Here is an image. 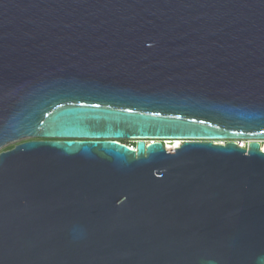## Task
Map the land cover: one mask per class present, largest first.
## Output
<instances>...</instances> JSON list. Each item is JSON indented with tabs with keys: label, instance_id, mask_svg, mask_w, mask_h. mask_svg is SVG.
Masks as SVG:
<instances>
[{
	"label": "water",
	"instance_id": "obj_1",
	"mask_svg": "<svg viewBox=\"0 0 264 264\" xmlns=\"http://www.w3.org/2000/svg\"><path fill=\"white\" fill-rule=\"evenodd\" d=\"M24 138L0 264H262L264 0H0V149Z\"/></svg>",
	"mask_w": 264,
	"mask_h": 264
},
{
	"label": "rangeland",
	"instance_id": "obj_2",
	"mask_svg": "<svg viewBox=\"0 0 264 264\" xmlns=\"http://www.w3.org/2000/svg\"><path fill=\"white\" fill-rule=\"evenodd\" d=\"M30 140L29 138H24V139H21V140H18V141H15V142H11L5 146H3L1 149H0V153L3 152V151H7V150H10L12 148H14L16 145L22 143V142H25V141H28ZM170 141H174V140H170ZM183 141V140H182ZM120 142H125V143H128V144H136V140H132V139H123V140H120ZM218 142V141H217ZM224 142V141H223ZM264 143V141H263ZM168 144V142L166 143ZM136 146V145H135Z\"/></svg>",
	"mask_w": 264,
	"mask_h": 264
},
{
	"label": "bare ground",
	"instance_id": "obj_3",
	"mask_svg": "<svg viewBox=\"0 0 264 264\" xmlns=\"http://www.w3.org/2000/svg\"><path fill=\"white\" fill-rule=\"evenodd\" d=\"M168 142V144H166ZM217 142V141H216ZM242 145H246V141H242ZM163 143L165 144V146L167 147V149L173 150L176 148H180L183 144V141L180 139H176L174 141H170V140H163ZM218 143H225L223 141H218ZM262 148L264 150V143L262 144Z\"/></svg>",
	"mask_w": 264,
	"mask_h": 264
},
{
	"label": "built area",
	"instance_id": "obj_4",
	"mask_svg": "<svg viewBox=\"0 0 264 264\" xmlns=\"http://www.w3.org/2000/svg\"><path fill=\"white\" fill-rule=\"evenodd\" d=\"M243 143V142H242ZM130 147L135 148V144H128ZM247 145V142H246ZM246 145H244V147H246ZM243 146V145H242Z\"/></svg>",
	"mask_w": 264,
	"mask_h": 264
},
{
	"label": "clouds",
	"instance_id": "obj_5",
	"mask_svg": "<svg viewBox=\"0 0 264 264\" xmlns=\"http://www.w3.org/2000/svg\"><path fill=\"white\" fill-rule=\"evenodd\" d=\"M261 262L262 264H264V257H261Z\"/></svg>",
	"mask_w": 264,
	"mask_h": 264
},
{
	"label": "trees",
	"instance_id": "obj_6",
	"mask_svg": "<svg viewBox=\"0 0 264 264\" xmlns=\"http://www.w3.org/2000/svg\"><path fill=\"white\" fill-rule=\"evenodd\" d=\"M122 143H125V142H122ZM125 144H128V143H125Z\"/></svg>",
	"mask_w": 264,
	"mask_h": 264
},
{
	"label": "flooded vegetation",
	"instance_id": "obj_7",
	"mask_svg": "<svg viewBox=\"0 0 264 264\" xmlns=\"http://www.w3.org/2000/svg\"><path fill=\"white\" fill-rule=\"evenodd\" d=\"M136 145V144H135Z\"/></svg>",
	"mask_w": 264,
	"mask_h": 264
}]
</instances>
